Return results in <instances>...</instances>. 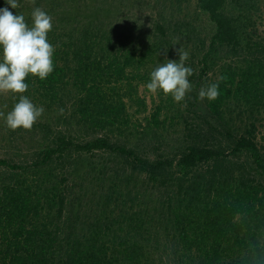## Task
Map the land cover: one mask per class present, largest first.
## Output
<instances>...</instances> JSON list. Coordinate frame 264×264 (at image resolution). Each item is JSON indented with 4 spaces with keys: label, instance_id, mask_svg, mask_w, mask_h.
<instances>
[{
    "label": "trees",
    "instance_id": "1",
    "mask_svg": "<svg viewBox=\"0 0 264 264\" xmlns=\"http://www.w3.org/2000/svg\"><path fill=\"white\" fill-rule=\"evenodd\" d=\"M104 1L17 0V9H11L0 0V8L8 6L14 14L22 13L29 24L35 8L52 17L48 40L55 47L54 71L45 80L26 77L28 89L24 95L49 111L55 106L67 108L75 101L76 108L70 115L78 120L76 133L69 128L54 129L52 122L36 121L30 130L12 131L6 126L12 139L32 132L50 138L51 145L32 159L30 167L24 166L29 161L15 165L0 158V264H264V145L258 140L255 117L264 111V37L258 34L255 18L261 9L259 0H198L199 9L208 13L216 27L210 50L202 60L201 77H208L222 58L212 57L215 51L231 54L219 80L208 82L220 85L218 98L208 102V107L225 120L223 108L227 111L233 104L241 106L245 102L235 119L243 116L252 122L240 135L236 127L227 128L229 122L224 121L221 128L211 127L221 141H227L230 147L233 144L229 153L211 144L215 136L203 130V123L199 122L198 128L189 123L186 136L194 135V140L186 139L173 155L160 154L154 159L137 155L133 148L113 145L107 134L89 137L106 126L112 131L124 125L125 121H117L118 115L125 113L124 105L117 106L110 100L108 93L112 90L106 74L115 67L119 82L136 58L130 51V56L122 55L123 63L115 56L105 66L113 52L125 51L123 45L114 43L118 40V24L136 13L126 4L115 19L112 8L103 9ZM133 5L141 12L150 7L145 0H133ZM150 8L152 24L144 23L146 31L157 36L161 45L171 44L166 39L167 23L174 25V35L187 24L179 20L166 23L161 9L156 11V3ZM71 83L76 85V93H71ZM81 116L87 124L84 130L79 127ZM154 121L159 126L158 113ZM230 125L234 126L232 122ZM49 135H54L53 140ZM102 151L119 154L132 163V173L145 176L141 184L133 181V200L116 185L111 187L107 203L127 198L135 203L140 199L145 210L122 212L118 218L111 213L95 214V223L83 230L72 222L68 205L71 191L77 192L81 201L89 196L85 190L86 184H92L88 173L79 189L71 187L72 175L65 171L60 177L47 175L44 179L51 184L39 179L33 188L24 180L17 192L15 186L9 187L21 171L30 174L31 169L53 164L73 166L81 156L95 157ZM242 153L243 161L231 159ZM205 164V170H198ZM95 166L104 168L105 163Z\"/></svg>",
    "mask_w": 264,
    "mask_h": 264
},
{
    "label": "rangeland",
    "instance_id": "2",
    "mask_svg": "<svg viewBox=\"0 0 264 264\" xmlns=\"http://www.w3.org/2000/svg\"><path fill=\"white\" fill-rule=\"evenodd\" d=\"M102 3L104 10L108 11L112 8L115 19H118L121 13L119 10L126 4L137 14L132 13V18L122 20L118 24V33L115 38L120 41L115 39L114 43L123 45L125 51L122 53L120 51L113 52L111 57H107L109 60L105 61V66L108 67L109 61L115 56L121 58V62L123 63L125 59L122 55H125V57L130 56V51L136 53V58L126 68L125 77H120L122 80L119 82H117V71L115 67H112L110 70L107 68L108 72L107 74L105 73L106 79L109 80L107 85L112 90L108 93L110 100L115 101L117 106L124 105L123 109L125 113L123 110L124 114H119L117 120L118 123L119 121H125L124 125H120L122 127L119 130L116 129L120 126L114 127L112 131L110 127L106 126L103 131L98 133L91 132L89 137L107 134L113 145H121L120 147L126 146L127 149L133 148L137 151V155L143 158L154 159L160 154H165V156L173 155L177 147L184 146L186 139L187 141L194 140V135L191 137L186 136L189 133L187 124H194L192 127L197 126L198 128V124L201 122L203 123V130L210 131L215 136V140L211 144L220 145L227 149L229 153L232 150L233 144L230 147V143L221 141L218 133L214 132L215 130H212L211 127L221 128L222 125L223 127L225 126L224 121L229 122L227 128L231 129L236 127L237 133L240 135L244 133L247 125L252 120H249L248 117L243 118V116L235 119L236 114L240 112L245 102L241 106L235 103L233 104L234 107L227 111L226 108H223L222 116L225 118L223 120V118H217L209 109V101L206 99L200 101L198 98L200 89L205 87L210 81H218L221 70H223V65L230 63L231 60L229 51L227 53H217L215 51L212 57L219 58L223 55L222 58L212 68L208 77H201V70L203 68L202 60L204 55L210 50L212 37L216 33V27L210 20L208 13L199 9L198 0H145V3L150 4V7H153L154 3H156V11H159L158 7L161 9L163 13L161 17L165 18L166 23L170 20H179L187 24V26L181 28L174 35V25L167 23L169 28L166 39L171 43L167 45H161L157 36L154 38L144 27V23H149L151 20L150 17L153 14V10L150 7H147L144 12H141L134 7L133 0L129 2L127 0H105ZM258 3L261 9L259 13L255 14V18H257L259 24L258 34H260V37H264V0H259ZM258 16H261V18ZM137 20L138 22L133 27L132 24ZM178 42L180 43L177 45ZM102 43L105 44V42ZM179 48H182L188 53L186 64L194 69V74L189 77L191 90L181 103L175 102L171 96L165 97L163 93H150L146 88V84L150 81L151 72L159 63L167 62V59H179ZM171 51H174V53H171ZM69 89L71 93L77 92L75 84L71 83ZM36 96L39 95L36 94ZM16 102L18 101H15L11 94H0V158L8 159L11 164L15 165L29 161L24 166L30 167L33 161L32 159H36V156L50 148L51 143L48 140L50 138L47 139L42 134L37 135L32 132L17 135L14 139L9 137L6 131L5 116L11 111ZM36 103L34 104L37 105ZM73 108H76L75 101L69 102L67 108L60 109L58 106H55L50 111L44 108L45 111L42 117L37 120V123L52 122L54 129L56 127L62 129L69 128L76 133L78 130V120L71 118L70 115V111ZM156 113H158L159 126L155 125L154 121ZM115 114L113 113V115ZM255 117H257L256 123L260 132L258 140L264 145V111H261ZM231 122L234 126L230 125ZM85 125L87 124L81 116V126L79 127L83 129ZM83 130H81V138L84 137ZM75 135L77 136V134ZM49 136L53 140L54 135ZM83 141L81 140V142ZM95 155V157L90 155L81 156L78 164H73V166L53 164L52 166L38 167L35 170L31 169L29 170L30 174L29 172L21 171L22 174L18 173L17 178L12 180L9 187L12 188L15 186V191L17 192L24 180L26 183H30L33 188L39 179H41L39 180L41 182L51 184L48 180L44 179L47 175L52 173L60 177L65 171L72 175L69 182L71 187L78 186L77 189H79V186L85 183L86 177L84 176L88 173V179L92 184H86L85 190L89 192V196L87 199L81 201V198L80 200L78 199L79 194L71 191L68 205V213L72 222H75L80 229L83 226V230H85L84 228L88 229L90 224L95 223V214L100 215L104 212L106 216V214L111 213L114 215V218H118V215H121L122 212L131 213L145 210L146 205L138 202L140 199L136 200L135 203L131 202L129 198L123 201L114 200L110 204L107 203L108 193L111 187H115L116 185L125 194H130L131 200H133L136 192L133 181L138 180L139 184H141L145 176L138 175L137 171L132 173L130 166L132 163H127L119 154H109L102 151ZM244 156L242 153L238 156H231V159L243 161ZM102 162L105 163V170L100 166H95V163ZM213 163L211 161V164ZM211 164H209L210 167H212ZM207 166V164L201 165L198 170H205ZM99 173L104 174L105 177H101ZM60 179L58 178L53 181L56 182ZM105 220L104 218L102 221Z\"/></svg>",
    "mask_w": 264,
    "mask_h": 264
},
{
    "label": "clouds",
    "instance_id": "3",
    "mask_svg": "<svg viewBox=\"0 0 264 264\" xmlns=\"http://www.w3.org/2000/svg\"><path fill=\"white\" fill-rule=\"evenodd\" d=\"M11 9H17V0H5ZM52 17L35 8L31 13V24L22 13L14 14L8 6L0 8V94L18 97L11 111L5 116L8 129L30 130L45 111L24 95L28 84L26 77L45 80L54 71L53 56L55 47L48 40L52 30ZM178 60L167 59L151 72L146 88L150 93H163L165 97L181 103L191 90L189 77L194 69L186 64L188 53L178 49ZM219 83L213 82L199 91V100L215 101L220 94Z\"/></svg>",
    "mask_w": 264,
    "mask_h": 264
}]
</instances>
